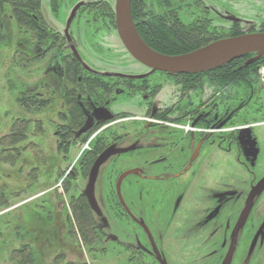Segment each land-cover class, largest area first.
Segmentation results:
<instances>
[{"label":"flooded vegetation","instance_id":"1","mask_svg":"<svg viewBox=\"0 0 264 264\" xmlns=\"http://www.w3.org/2000/svg\"><path fill=\"white\" fill-rule=\"evenodd\" d=\"M114 6L115 0H77L65 17L62 36L53 31L42 12L47 27L36 22L30 47L33 59L45 61L41 78L63 107L57 110L61 122L55 134L58 127L65 128L69 138L95 133L92 146L78 159L82 169L90 163L78 196L84 197L91 212V230L101 236L98 244L110 243L123 264H149L150 256L155 264H170L168 254L175 257L174 264H264V150L256 129L264 124L262 87L252 99L234 100L239 105L233 107L226 77L219 82L214 76L216 67L185 74L150 69L123 46L116 30ZM212 6L204 0L168 3L131 0L130 12L135 29L139 36L143 32L140 37L146 44H153L156 39L145 34L144 25L150 29L149 33H159L158 26H164L165 21L177 34L175 43L196 41L181 47L182 52L164 53L178 55L230 37L213 38ZM77 17L81 19L73 31L71 25ZM227 19L235 20L230 16ZM236 26L232 27V33L239 35ZM114 36L123 46L121 53L107 48V42ZM84 38L90 41V50L81 46L79 40ZM196 43L203 44L196 46ZM155 48L152 49L159 52ZM92 60L96 61L95 66ZM67 63L77 73L75 81L67 74ZM154 74L177 80H173L174 88L164 100H152V95L161 87L157 78L152 77ZM120 96H127L128 103L142 114L119 112L114 104ZM125 115L126 119L142 120L141 126L135 122L129 125L133 130L129 141L126 139L129 126L109 128L124 120ZM247 116L251 117L246 119ZM86 122L90 127L79 134ZM100 131L107 134L96 137ZM110 146L129 150L111 155L99 169L94 185L98 214L91 208L84 190L92 164ZM231 150L236 151L243 170L247 166V171L254 174L247 184L242 180L236 189H230L224 182L226 174L220 175L221 178L218 175L215 180L213 166L202 172L199 164L194 163L204 151L220 155L221 151L230 153ZM125 156L133 157L134 163L118 171L115 181L110 179L106 208L97 189L101 168ZM72 164L70 160L66 167L74 179L77 173ZM116 170L117 166H113L111 173ZM128 170L131 173L117 187L119 175ZM126 180L124 199L122 186ZM65 189L68 192L70 188ZM232 210L234 216L230 223ZM123 222L133 225L142 236L130 230L126 237H120ZM150 245L151 252L147 248Z\"/></svg>","mask_w":264,"mask_h":264},{"label":"rangeland","instance_id":"2","mask_svg":"<svg viewBox=\"0 0 264 264\" xmlns=\"http://www.w3.org/2000/svg\"><path fill=\"white\" fill-rule=\"evenodd\" d=\"M53 1L42 0L41 10L45 13L48 25L53 28V31L62 36L65 17L71 5L77 0H59L56 3L55 10L52 8ZM192 1L194 0H190V2ZM204 1L213 4L210 14L212 16L213 38L235 35L232 33V27L235 24H237L236 28L240 31L239 34L264 32V0ZM192 8L194 9V7ZM215 9H218V12H215ZM228 16L235 18V20H228ZM80 19L81 17H77L73 21L71 30L76 31ZM11 29L13 30L12 40L8 41L4 38L3 41H0V139L4 137L3 141L5 142L0 143V192L7 199L0 210V264H25V261L20 262L23 260L14 255L13 250H17L25 244L27 238L32 241V249L35 251L33 252V264H66L71 260L76 262L82 259L88 262L93 259L97 263L123 264L122 260L116 258L118 257L117 253L112 251L110 243L108 246L96 244L89 247L81 240L70 207V200L78 197L79 190L86 180V173L84 174L81 170L78 159L87 151L88 147L92 146L95 133L91 131L90 135L87 134L84 137L71 136L72 146L69 152L59 151L55 131L57 124L61 122L57 116V110L63 109L61 103L50 93L45 94V96L47 99H51V102L47 106L33 111H27L19 103L18 99L25 87L34 84L39 86V82H42L41 77L45 61L35 60L27 54L29 51L26 48L25 41H32L34 36L32 29L15 21L11 24ZM159 34L161 38L169 41H174L177 35L176 32L170 33L165 29H159ZM79 41L81 46L85 47V50H90L88 44L90 41L87 38ZM119 42V38L116 39L114 36L111 42H107V48H113L111 50L113 53H121L123 52V46ZM202 44L200 43L197 46ZM92 50L94 49L92 48ZM95 62L92 60L94 66ZM130 62L133 63L134 61L130 60ZM257 73L259 77L250 89L255 92L262 87L261 89L264 91V77L259 75L258 70ZM153 76L157 78V82L161 83V87L157 93L152 95V100L168 98L174 88L176 79H173V77L163 78L157 74ZM39 87L43 91L41 85ZM233 89L229 87L231 92L235 91ZM176 93L178 91L174 94ZM248 99H252V97L249 95ZM262 99L264 100V95ZM127 100V96H120L114 106L123 114H142V111L129 104ZM231 103L233 107L239 105L237 101ZM249 114H252V112ZM126 117L125 115L124 120L109 128L119 129L122 126L127 128L132 122L141 126L142 120H131L126 119ZM250 117L247 116L246 119ZM22 120L26 121L25 134H22V138L14 144H7V138L13 130L11 129L12 123L21 124ZM237 121L242 122V119L238 118ZM128 129L127 140L133 132L132 126H129ZM256 129L261 137L262 149L264 150V124L256 126ZM106 132L100 131L96 137L103 136L107 134ZM237 156L235 150H231L230 153L221 151L220 155H217L214 151L213 154L204 151L194 163L199 164L202 172L213 166L215 180L218 175L221 178L220 175L226 174L224 182L228 183L230 189H236L241 185L242 180H245L247 184L254 175L247 171V166V170H243V165L238 161ZM132 158L125 156L111 160L101 168L97 189L101 193L104 207L108 208L106 193L110 179L115 181L118 171L134 163ZM70 160H73V170L77 173V177L74 179H71L66 167ZM200 164H203V166ZM113 166H117V170L111 173ZM261 168L259 167L258 170L263 171ZM199 178H204V176L199 175ZM128 179H131V177H128ZM127 180L122 186L124 199H126L124 186ZM67 184L70 188L68 192L65 189ZM230 216V223H232L233 210L230 212ZM90 217L93 220L91 213ZM127 231L133 234L135 232L141 234V232L135 230L133 225L128 226L123 222L122 231L119 233L120 237H126ZM26 232L32 233L33 236H26ZM147 248L150 252L153 251L151 245ZM61 254L64 256L63 260L60 258ZM168 257L171 261L170 264H174L173 259L175 257L169 254ZM148 258L149 264H155L152 256Z\"/></svg>","mask_w":264,"mask_h":264},{"label":"trees","instance_id":"3","mask_svg":"<svg viewBox=\"0 0 264 264\" xmlns=\"http://www.w3.org/2000/svg\"><path fill=\"white\" fill-rule=\"evenodd\" d=\"M41 1L42 0H0V41H3V39H7L8 41H11L13 38V30L11 29V24L15 21L20 25H24L25 27H29L34 31L35 24L38 22L39 24L44 25V21L42 20V10H41ZM174 0H166V2H173ZM178 1V0H177ZM180 2H186L188 0H179ZM190 1V0H189ZM59 0H54L52 3L53 10L56 9V3H58ZM103 13V11H102ZM103 14H101L102 16ZM35 17L37 18V21L35 20ZM167 21H165L164 26H158L159 29H165V31L173 33L174 28L172 26H169ZM47 27L44 25V28ZM157 27V26H156ZM144 32L146 35L151 36L155 42L147 43L151 48L157 49L159 52L162 53H168L170 50L171 52L178 53L182 52L184 50L181 49L183 46H189L196 42L195 40L189 39L187 41H181L179 43H175L172 40H164L161 38L158 32L156 33H149L150 29L146 28L144 25ZM143 32L140 31V36L142 37ZM7 37V38H6ZM159 40V41H158ZM25 44L27 45L26 48L29 52L27 54H30V47L31 42L25 41ZM200 43H196V46ZM178 51V52H177ZM26 54V52H25ZM32 56V55H31ZM255 56V53H248L241 55L230 62L216 67L217 70L214 71V76L218 77L219 82H222L221 78L226 77V81L228 83V87L234 88L233 92L229 90L230 99L231 100H241V99H248V96L250 95L252 98L254 97L253 89H250L253 86V83L256 82V79L259 77L257 70L258 67L261 65H264V54L256 61L245 65V61L251 57ZM67 74H70L73 77V80L75 81V77L77 73L75 72V69L70 63H67ZM42 82H39V86L43 88V91L40 90L39 86L30 85L25 87V90L21 93V96L19 97V103L25 107L27 111H33L34 109L42 108L44 106H47L51 99H47L45 94H48L50 92V88L48 84L45 83L44 79L41 78ZM215 81V83L217 82ZM74 83V82H73ZM221 84V83H220ZM39 87V88H38ZM21 124H17L15 122L11 125V135L8 136L6 143L7 144H14L15 142L19 141L22 138V134H25L24 131H26V121L22 120ZM4 137L0 139V143H5L3 141ZM57 139V147L58 150H62L64 152L69 151V147L71 146V138H69V134L65 128L58 127V132L56 134ZM89 164H87L86 167L82 169L83 173L85 174L89 168ZM68 187V184L65 186ZM7 201L4 194L0 192V210L2 209V205ZM70 207L72 210V215L75 218V222L78 228L79 235L81 237V240L84 241L86 245L89 247H92V245H96L100 241V234L98 232L94 233L91 231L93 228V222L90 217V210L87 206V203L83 196H78L74 199L70 200ZM70 228L72 227L71 224L69 225ZM33 236L32 233L26 232V236ZM32 241H29L28 238L24 242L25 244L21 245L20 248L17 250L14 249L13 253L16 256H19L21 263L26 262L25 264H33L34 262V254L35 252L32 249ZM92 249V248H91ZM61 260H63L64 256L61 254ZM57 259V258H56ZM66 264H105V263H96L93 259L91 262H88L86 260H79V261H69L66 262Z\"/></svg>","mask_w":264,"mask_h":264},{"label":"water","instance_id":"4","mask_svg":"<svg viewBox=\"0 0 264 264\" xmlns=\"http://www.w3.org/2000/svg\"><path fill=\"white\" fill-rule=\"evenodd\" d=\"M130 4L131 0H115L114 15L116 30L127 52L134 59L152 70L176 74L198 73L222 66L241 55L255 53V56L245 61V65H248L258 60L264 54V32H247L214 40L184 54L169 55L157 52L149 47L137 33L131 17ZM72 14L68 22L72 18ZM89 127L90 124L86 122L78 133L86 131ZM127 150L129 148L115 149L113 146L107 147L97 156L90 168L84 193L91 208L98 214L99 209L94 197V185L99 169L111 155ZM129 173H131V170L119 175L117 187L120 185L121 180ZM156 253L158 254L157 250Z\"/></svg>","mask_w":264,"mask_h":264},{"label":"built area","instance_id":"5","mask_svg":"<svg viewBox=\"0 0 264 264\" xmlns=\"http://www.w3.org/2000/svg\"><path fill=\"white\" fill-rule=\"evenodd\" d=\"M258 72L261 77H264V65L262 67H259Z\"/></svg>","mask_w":264,"mask_h":264}]
</instances>
